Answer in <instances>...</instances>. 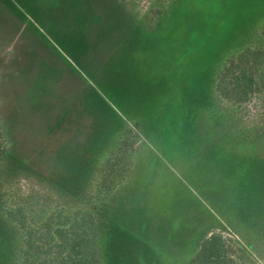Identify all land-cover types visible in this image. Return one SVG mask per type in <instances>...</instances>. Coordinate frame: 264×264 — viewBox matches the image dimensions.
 I'll return each instance as SVG.
<instances>
[{"label": "rangeland", "instance_id": "374dc122", "mask_svg": "<svg viewBox=\"0 0 264 264\" xmlns=\"http://www.w3.org/2000/svg\"><path fill=\"white\" fill-rule=\"evenodd\" d=\"M263 28L264 0H0V132L28 169L1 194L41 205L56 189L37 176L68 183L128 155L131 225L105 264H187L209 231L241 255L253 243L238 264H264L257 119L200 108Z\"/></svg>", "mask_w": 264, "mask_h": 264}, {"label": "trees", "instance_id": "16d2710c", "mask_svg": "<svg viewBox=\"0 0 264 264\" xmlns=\"http://www.w3.org/2000/svg\"><path fill=\"white\" fill-rule=\"evenodd\" d=\"M224 104L251 113L257 119L255 132L264 138V28L241 42L200 108L216 115L215 106L225 109ZM5 143L0 132V186L3 177L28 171L23 161L13 159ZM126 158L110 154L68 183L37 176L56 189V196L46 197L41 205L12 201L0 188V264H105L104 247L113 228L131 225L128 193L133 185L124 179ZM230 240L220 232H206L193 246L187 264H238L245 251L254 250L253 243L246 242L241 255V246ZM234 243L236 259L230 250Z\"/></svg>", "mask_w": 264, "mask_h": 264}, {"label": "snow or ice", "instance_id": "6c2138e0", "mask_svg": "<svg viewBox=\"0 0 264 264\" xmlns=\"http://www.w3.org/2000/svg\"><path fill=\"white\" fill-rule=\"evenodd\" d=\"M197 2H199V0H197Z\"/></svg>", "mask_w": 264, "mask_h": 264}]
</instances>
